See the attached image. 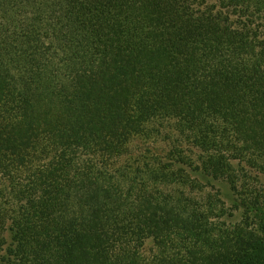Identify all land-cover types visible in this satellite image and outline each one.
Listing matches in <instances>:
<instances>
[{
  "label": "trees",
  "instance_id": "1",
  "mask_svg": "<svg viewBox=\"0 0 264 264\" xmlns=\"http://www.w3.org/2000/svg\"><path fill=\"white\" fill-rule=\"evenodd\" d=\"M0 264H264V0H0Z\"/></svg>",
  "mask_w": 264,
  "mask_h": 264
}]
</instances>
